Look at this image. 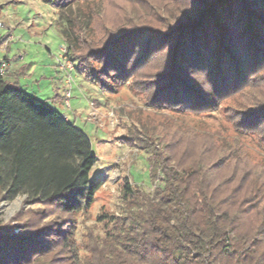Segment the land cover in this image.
Segmentation results:
<instances>
[{
  "label": "trees",
  "instance_id": "obj_1",
  "mask_svg": "<svg viewBox=\"0 0 264 264\" xmlns=\"http://www.w3.org/2000/svg\"><path fill=\"white\" fill-rule=\"evenodd\" d=\"M39 1L56 10L67 55H77L85 79L98 88L89 61L127 82L138 64L164 50L150 105L181 118L216 111L264 66V0H187L164 32L123 24L101 41L91 27L97 0ZM6 77H0V197L23 196L44 212L19 228H0V264H264V160L254 164L238 141L181 122L157 136L156 146L141 148L151 182L160 175L162 186L148 192L124 178L123 214L99 218L111 228L81 257L71 223L61 217L88 211L102 186L89 176L97 161L91 142ZM237 113V131L257 134L263 146L264 104L252 101Z\"/></svg>",
  "mask_w": 264,
  "mask_h": 264
},
{
  "label": "rangeland",
  "instance_id": "obj_2",
  "mask_svg": "<svg viewBox=\"0 0 264 264\" xmlns=\"http://www.w3.org/2000/svg\"><path fill=\"white\" fill-rule=\"evenodd\" d=\"M169 1L97 0L93 5L98 6L91 24L93 38L105 40L123 24L128 28L141 26L164 32L174 9L187 2ZM79 7L86 12L87 7ZM55 14L54 8L39 0H0V59L8 63L7 81L18 80L20 86L26 85L24 89L29 95L52 105L91 142L97 161L89 176L93 181L100 180L102 186L88 211L61 217L71 223L81 257L88 258L91 248L102 242L105 231L111 228L99 218L109 220L123 214L121 187L124 178L148 192L162 186L160 175L154 184L151 182L148 156L141 148L154 146L157 136L174 131L180 122L198 133H215L227 137V141L236 140L243 146L250 162L262 163L264 145L257 134L245 132L247 129L237 131L241 121L237 110L243 105L250 106L252 101L264 104V66L250 73L255 74L253 83L223 101L216 111L201 118L190 115L181 118L175 111L158 110L150 105L157 89L155 76L164 63V50L138 64L135 77L127 82L109 77L114 75L108 69L102 72V64L89 61L87 71L99 80L101 89L92 83V79H85L86 72L77 55H67L55 30ZM62 56L72 67L70 86L65 84V75L59 71V65H63ZM14 65H19L30 75L15 77L12 73ZM67 90L68 98L65 96ZM24 200L23 196L13 200L0 197V228H19L34 214L44 212L43 208L28 205ZM18 232L19 229L8 236H16Z\"/></svg>",
  "mask_w": 264,
  "mask_h": 264
},
{
  "label": "built area",
  "instance_id": "obj_3",
  "mask_svg": "<svg viewBox=\"0 0 264 264\" xmlns=\"http://www.w3.org/2000/svg\"><path fill=\"white\" fill-rule=\"evenodd\" d=\"M63 61V65H59V71H61L65 77V84L67 86H70V74L72 72V67L70 63H66L65 58L62 56L60 58ZM8 63L5 59H0V77H6L8 75ZM65 96L68 98L69 97V91L67 90L65 92ZM64 116V115H63ZM66 119V117L64 116Z\"/></svg>",
  "mask_w": 264,
  "mask_h": 264
},
{
  "label": "crops",
  "instance_id": "obj_4",
  "mask_svg": "<svg viewBox=\"0 0 264 264\" xmlns=\"http://www.w3.org/2000/svg\"><path fill=\"white\" fill-rule=\"evenodd\" d=\"M65 47V46H64ZM12 73H14V75H15V77H17V76H19L20 74H25V75H30V72H28L27 70H23L19 65H14L13 66V69H12ZM10 74V72L8 73V75ZM8 75H7V77H6V79L8 78ZM11 84H13V85H15V86H17V87H22L23 89V91L24 92H26L27 93V91H25V87H26V85H21L20 86V81H18V80H16V81H14L13 83H11ZM21 89V88H20ZM28 94V93H27ZM29 95V94H28ZM31 96V95H30ZM33 97H35L36 98V96L35 95H33ZM49 104V103H48ZM50 105V104H49ZM52 106V105H51ZM53 107V106H52Z\"/></svg>",
  "mask_w": 264,
  "mask_h": 264
}]
</instances>
